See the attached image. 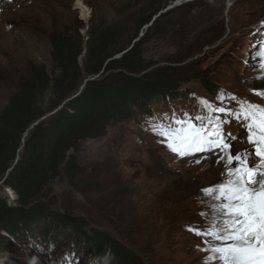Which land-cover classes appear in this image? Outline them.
Listing matches in <instances>:
<instances>
[{
	"label": "rangeland",
	"instance_id": "374dc122",
	"mask_svg": "<svg viewBox=\"0 0 264 264\" xmlns=\"http://www.w3.org/2000/svg\"><path fill=\"white\" fill-rule=\"evenodd\" d=\"M81 1L86 15L76 0H0V112L34 67L57 74L51 58L57 34L81 44L83 55L91 36L109 31L114 35L110 58L119 59L150 28L139 47V68L128 74L147 77L153 85L141 109L131 105L126 117L105 126L102 135L76 145L71 151L74 171H61L38 197L16 205L22 219L7 229L0 225V252L9 264H112L106 250L111 245L139 264H204L210 253L198 248L216 242L188 229L208 227L201 190L225 179V162L216 163L218 156L210 153L179 157L151 124L172 123L174 114L207 117L202 100L215 107L237 108L241 99L264 106V96L252 91L264 92V0H192L165 11L175 0ZM145 17L136 31L137 20ZM113 75L115 71L103 69L83 75L76 93L91 78L107 82ZM221 89L222 102L217 100ZM66 101L51 90L39 96L46 117ZM222 132L237 137L229 141L233 156L252 151L243 121L231 119ZM0 194L17 202L13 190L2 187ZM83 228L106 248H87L70 235Z\"/></svg>",
	"mask_w": 264,
	"mask_h": 264
},
{
	"label": "trees",
	"instance_id": "16d2710c",
	"mask_svg": "<svg viewBox=\"0 0 264 264\" xmlns=\"http://www.w3.org/2000/svg\"><path fill=\"white\" fill-rule=\"evenodd\" d=\"M147 20L148 17L139 18L136 31ZM149 29L127 54L108 61L114 45V35L109 31L89 36L83 55L81 44L58 34L52 37L51 58L57 74L50 76L42 66L34 67L0 112V181L3 180L0 189L10 188L17 198L14 205L0 194V225L5 229L22 219L17 204L38 197L45 183L58 177L61 171L65 170V174L74 171L75 157L71 151L79 142L102 135L105 126L126 117L131 105L141 109L153 84L146 80L147 77L136 78L128 73H135L139 68V47L145 42ZM136 35L135 32L133 36ZM101 69L115 71V75L107 82L104 79L87 81L76 93L78 80L83 75H94ZM46 90L57 95L59 101L68 100L59 110L28 129L47 112L39 102V96ZM22 140L23 148L19 152ZM14 214L17 219H10ZM72 230L70 235L77 237L87 248L107 246L92 231L85 228ZM106 250L112 264H139L134 259H127L121 248L110 245ZM0 264H9L1 252Z\"/></svg>",
	"mask_w": 264,
	"mask_h": 264
},
{
	"label": "snow or ice",
	"instance_id": "6c2138e0",
	"mask_svg": "<svg viewBox=\"0 0 264 264\" xmlns=\"http://www.w3.org/2000/svg\"><path fill=\"white\" fill-rule=\"evenodd\" d=\"M264 69V62L260 64ZM259 78V77H258ZM257 95L264 92L252 89ZM236 100L234 94H228ZM225 99L221 89L217 100ZM202 103L208 108L209 115H197L183 119L175 114L172 123H152L153 133L167 139L168 149L179 157L192 156L195 153L218 156L216 163L225 162L226 174L222 182L214 187L204 188L209 209L208 227L188 229L197 236L211 237L216 243L203 250L210 253L204 264L219 261L220 264H264V106L241 99L237 108L215 107L207 100ZM212 113L223 114L214 116ZM185 116L188 114L185 113ZM243 121L247 130V143L252 151L232 154L233 144L237 137L222 132L225 123L231 119ZM167 114L164 120H167ZM157 117L152 116V121ZM220 149L225 155H219ZM258 158L251 163L252 157ZM209 157L205 155L204 160ZM195 163H201L197 159ZM201 215H205L201 213Z\"/></svg>",
	"mask_w": 264,
	"mask_h": 264
},
{
	"label": "water",
	"instance_id": "95a60500",
	"mask_svg": "<svg viewBox=\"0 0 264 264\" xmlns=\"http://www.w3.org/2000/svg\"><path fill=\"white\" fill-rule=\"evenodd\" d=\"M190 1H192V0H175V1H173L170 5H168L165 9H163V11H165V10H167V9H170V8H172L173 6H175V5H178V4H182V3H185V2H190ZM111 58H109V59H107V61L108 60H110ZM90 80H93V78H91ZM68 100V99H67ZM54 112H56V110H54ZM54 112H52V114L54 113ZM51 115V114H50ZM46 118V116H43V117H40L39 119H37L36 121H34L29 127H28V129H31V128H33L36 124H38L41 120H43V119H45ZM27 135V131L24 133V136H26ZM23 146V140H22V144H21V147ZM20 147V148H21ZM19 148V149H20ZM19 149H18V151H19ZM3 181V180H2ZM2 181H0V184L2 183Z\"/></svg>",
	"mask_w": 264,
	"mask_h": 264
},
{
	"label": "bare ground",
	"instance_id": "6f19581e",
	"mask_svg": "<svg viewBox=\"0 0 264 264\" xmlns=\"http://www.w3.org/2000/svg\"><path fill=\"white\" fill-rule=\"evenodd\" d=\"M74 5L78 8L81 9L82 13L84 15L87 14V7L84 5V3L81 0H76V2L74 3Z\"/></svg>",
	"mask_w": 264,
	"mask_h": 264
}]
</instances>
